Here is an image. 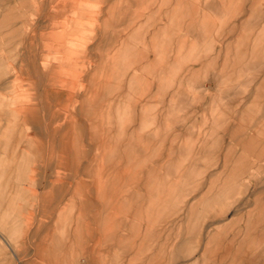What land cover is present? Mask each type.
I'll return each instance as SVG.
<instances>
[{"label":"rangeland","instance_id":"1","mask_svg":"<svg viewBox=\"0 0 264 264\" xmlns=\"http://www.w3.org/2000/svg\"><path fill=\"white\" fill-rule=\"evenodd\" d=\"M0 264H264V0H0Z\"/></svg>","mask_w":264,"mask_h":264}]
</instances>
